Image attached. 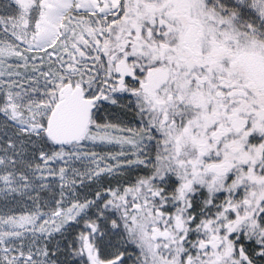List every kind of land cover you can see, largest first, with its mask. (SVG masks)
<instances>
[{
    "label": "snow or ice",
    "instance_id": "obj_1",
    "mask_svg": "<svg viewBox=\"0 0 264 264\" xmlns=\"http://www.w3.org/2000/svg\"><path fill=\"white\" fill-rule=\"evenodd\" d=\"M0 264H264V0H0Z\"/></svg>",
    "mask_w": 264,
    "mask_h": 264
}]
</instances>
